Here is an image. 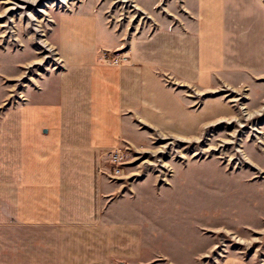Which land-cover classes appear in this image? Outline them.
I'll return each instance as SVG.
<instances>
[{
  "label": "crops",
  "instance_id": "obj_1",
  "mask_svg": "<svg viewBox=\"0 0 264 264\" xmlns=\"http://www.w3.org/2000/svg\"><path fill=\"white\" fill-rule=\"evenodd\" d=\"M124 2L140 18L128 34L95 11L3 6L0 17L16 16L7 32L0 23V264H198L223 234L198 223L191 189L146 177L119 194L104 154L195 146L225 109L209 94L251 88L262 72L264 12L255 0ZM122 49V64L100 61ZM30 66L45 73L7 102Z\"/></svg>",
  "mask_w": 264,
  "mask_h": 264
},
{
  "label": "rangeland",
  "instance_id": "obj_2",
  "mask_svg": "<svg viewBox=\"0 0 264 264\" xmlns=\"http://www.w3.org/2000/svg\"><path fill=\"white\" fill-rule=\"evenodd\" d=\"M31 1L0 0V13L4 11L5 4H11L8 5L11 6L9 12L14 9L23 12L30 6H36L33 7L36 15H40L38 10L44 13L50 10L54 13L95 11L110 23L119 22L127 34L137 25L135 19L139 18L130 4H125L126 0ZM255 1L264 12V0ZM13 16L16 14L5 13V19L0 17V23H5L6 32L8 20ZM104 53L125 57L126 50L122 49L119 53L101 52L100 61ZM45 69L43 66H30L18 70L21 79L7 83V89H10L7 91V102L17 100L20 90L45 73ZM250 85L251 88L244 86L238 93L223 89L209 94L208 97L213 100H222L225 109L222 116L213 118L211 127L207 125L198 130L195 146L179 148L176 142L171 146L167 139H157L143 153L123 149L127 163L119 167L123 173L118 178L110 179L108 174L113 171V166L107 163L105 167L108 181L121 189L119 194L146 177L148 181L154 180L156 189L182 188L196 193L193 200H196L197 207L205 208L198 211V223L225 227L222 235L213 236L217 242L216 248L198 264H218V259L222 257H238L246 264H264V66ZM187 162H191L190 168ZM216 191L221 192L223 197L217 194L213 197L202 196ZM220 204L222 213L215 209L208 211L210 205L217 207ZM210 215H213L212 219L208 218Z\"/></svg>",
  "mask_w": 264,
  "mask_h": 264
},
{
  "label": "built area",
  "instance_id": "obj_3",
  "mask_svg": "<svg viewBox=\"0 0 264 264\" xmlns=\"http://www.w3.org/2000/svg\"><path fill=\"white\" fill-rule=\"evenodd\" d=\"M112 56V57H111ZM103 54L102 61L107 65H120L125 60V57H121L120 55H111ZM109 57V58H108ZM125 149L126 152L130 150V148L124 146L123 148H117L108 152H105L104 156L107 162L113 166V171L108 174L110 179L118 178L121 173H123V169L119 168L124 166L127 162L125 161L126 152H123Z\"/></svg>",
  "mask_w": 264,
  "mask_h": 264
},
{
  "label": "bare ground",
  "instance_id": "obj_4",
  "mask_svg": "<svg viewBox=\"0 0 264 264\" xmlns=\"http://www.w3.org/2000/svg\"><path fill=\"white\" fill-rule=\"evenodd\" d=\"M23 1H25V0H23ZM28 2H30V1H28ZM31 3H38V2H37V0H32Z\"/></svg>",
  "mask_w": 264,
  "mask_h": 264
}]
</instances>
